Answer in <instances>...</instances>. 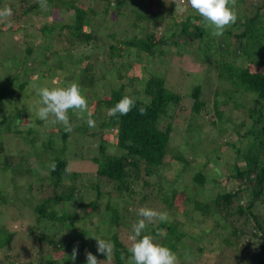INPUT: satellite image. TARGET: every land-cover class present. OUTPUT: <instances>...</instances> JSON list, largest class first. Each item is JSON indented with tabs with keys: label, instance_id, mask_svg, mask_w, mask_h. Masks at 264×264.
Segmentation results:
<instances>
[{
	"label": "trees",
	"instance_id": "16d2710c",
	"mask_svg": "<svg viewBox=\"0 0 264 264\" xmlns=\"http://www.w3.org/2000/svg\"><path fill=\"white\" fill-rule=\"evenodd\" d=\"M120 1L92 0V5L88 6L80 0H65L60 6H54V4L53 10L50 11L56 15V23L61 28L58 36L61 39L66 38L68 43L65 56H59V59L66 60L65 66L67 65V69L73 70L76 78L75 83L79 85L80 89H96V84L100 79L103 81L108 78L109 83L114 84L108 96L93 97L95 99L93 119H96V127L92 128V132H90L85 123L86 120H84V125L81 126L80 131L76 132L82 136L85 135L84 138L88 136L87 152L92 154L91 156L82 154L80 159L88 158L94 161L98 167L97 177L106 178L113 185V190L104 192L102 184L94 182L87 192H90V195L95 194V196L88 202L83 200L82 196L78 198V189L76 187L71 189L70 186L64 184L68 179L73 181V177H77L78 174L73 173L74 176L72 177V172H65L66 166L71 168L70 161L61 156L55 157L51 163L53 161L56 163V170L50 169L49 177H47L52 181L51 185L55 188L53 196H49L47 199L39 197L36 199L38 201L36 204L32 202L33 197H36L32 193H30V198L25 199V201L19 199L18 203L12 197L10 199L1 197L0 207L2 204L8 206L11 200L14 208L26 206L32 208L36 224L28 232L33 241L30 248L26 244L27 242L25 244L22 242L24 247L21 245L16 248L14 240L18 234L10 230L8 226L10 224H0V264H34L33 260L23 262L22 259L26 253H33L35 243L39 245L35 251L39 257L36 264H56L55 258L52 256L45 257L43 251L44 246L51 242V235L61 233L59 230L63 229L67 223L78 219L93 222L94 217L100 216L90 215L86 209L91 208L96 211L104 201V213H101H103V217L108 219L107 225L109 226L105 232H103L102 227L98 228L95 236L113 244V259L110 264H125L120 256L122 252L125 258L129 255L127 247L132 243L129 239L132 234V225H128V223L130 217L133 218L129 214L133 213L130 210L132 206H136V201L138 200L146 208H151L155 202L159 201L164 202L172 209H177L173 202L174 196H168V193H166L167 195L163 194L164 185L159 184V182L153 184L151 180L155 176L161 177L160 172L168 166L167 157L172 152L171 138L176 120L174 116L168 114V108L171 105L180 107L183 101L182 94L170 88L158 60L167 56L166 50L171 52L173 47L174 49L178 47L184 52L188 50L187 48H193L190 59L184 57L186 54L181 52L180 58L176 59L182 72L200 73L206 69L210 73L216 74V82L208 80L207 87L199 85L193 89L191 94L194 100L192 113L197 116L202 113H206L210 117L213 114L217 115L218 119L213 118L209 124L220 129L219 125L224 122L223 111L219 109V98H221L224 100L223 104H232L230 108L232 113L235 110L243 111L247 113L252 122L251 128L244 135V137L251 138L245 152L241 148L240 138L235 142L227 143L236 151L237 156L244 160L245 165H234V174L228 177V186L223 188L214 199L205 203L196 199L194 203V210H197L201 219H213V226L216 227L214 232L224 229L222 230L224 233L222 241L225 248L217 254L219 260L214 264H264V20L260 19L261 12L264 11V0H247V3L250 2V6L247 4V10L245 7V13L240 16L241 22L237 19L235 24L230 25L221 37H214L210 34V30L204 27L203 19L187 6V0H184V6L187 10L183 12V17L181 16L182 13L175 12V0H166V10L163 8V0H137V9H132L135 16L132 22L133 32L123 38L119 37L117 33L104 37L94 30H86L88 27L87 17L95 11L93 4L100 5L103 2L112 4L115 2L113 9L116 12V21L119 20V15L127 18L128 14L124 13V8L127 6ZM243 4H245V0ZM6 5L13 9V13L15 8L21 5L22 13L19 15L21 19L29 17L35 10L40 9L38 2L31 3V0H0L1 8ZM252 5L253 8L250 10ZM63 13H72L70 17L72 23H66V19L61 16ZM107 13L106 11H99L96 17L106 22ZM180 17L184 20L181 22L183 24L180 33L166 31V23L171 21L174 25H180ZM139 22L140 24H138ZM58 26L55 25V27ZM1 27L0 34L4 32L5 24L3 23ZM50 28L54 30L53 27ZM240 30L242 33L239 32ZM66 32L68 35L65 34ZM178 34L185 37L183 44L178 40ZM26 43L25 60L18 67L22 72L28 73L29 69L26 68L34 52L32 44ZM75 48H77L75 50L77 52L85 51L79 59L75 58L72 53L74 52L72 49ZM130 52L132 55L136 54L137 58L131 60ZM175 53L178 54L176 50ZM146 57L148 60L143 59ZM196 57L198 58L195 60ZM49 60L50 54L44 61L49 63ZM115 60H120L122 63L115 62ZM15 64L20 63L15 61ZM134 64L143 65L144 78H129L127 72ZM80 65L83 68H80L79 72L75 71ZM46 66L48 69L42 70L43 75L40 81H43V76L52 72V68L49 65ZM63 68L65 67L63 66ZM63 70L66 71V69ZM2 72L6 76L7 90L14 92L13 98L7 100L11 102V99L15 100L18 91L22 90L20 86L28 85L29 82L27 78L26 81H21L20 74L22 72L19 75H8L6 69ZM96 72H102L103 75L97 77ZM7 77L9 80L14 79V77L18 80L14 79V85L10 87ZM130 82L134 85L143 83L141 95L127 93V84ZM15 85H18L16 90H14ZM208 87H215V90H209ZM2 89H0V93H3L4 96L5 92ZM209 91L214 94L210 95ZM125 95L133 97L137 101L132 111L126 116H108L107 110ZM210 96H214L212 103L209 102ZM19 104H16L13 112H4L5 110L2 112L5 114L13 113V118L6 122L2 132L14 133V135L22 137L26 144L31 143V146L35 148L39 135L36 134L35 128L29 127L28 130L20 128L18 120L26 118L28 110L23 109L26 107L25 105ZM140 107L147 109L146 114L141 115L139 113ZM68 115L71 123L75 118H72L70 110ZM166 118L171 120L164 126L163 123ZM232 121V119H227V122ZM37 122L44 124L40 120ZM57 130L54 129L48 135V142L43 145L45 151L49 147L52 148L56 135H60L64 144L62 148L56 147L62 149L63 152L68 150L70 138L75 137V134L66 133L64 127ZM112 131L116 135L115 147L120 149V153L104 156L107 144L105 134ZM238 131L240 132V130ZM33 134L35 135L33 136ZM211 143H215V140H212ZM3 151L4 149L0 146V152ZM35 152L37 151H33V153ZM25 154L28 157H38L36 154L31 155L26 152ZM192 154L195 155V152H190V156ZM189 157L186 154L176 156L184 164V170L190 164ZM208 163L203 164L202 170L194 176L199 187L206 183L207 179L203 170ZM18 165V168L14 164L7 166L2 161L0 162V171L6 174L10 170L9 180L12 182L14 175L20 177L22 174H26L19 169L21 167L20 161ZM41 165L43 166V164ZM45 183L44 180L42 184ZM33 189L34 186L31 185L30 191ZM112 192L118 195V199L125 201V207H120V203L113 198ZM20 202H22L21 206L19 205ZM72 203L80 207V214L66 211L69 208L68 205ZM141 205L136 207H141ZM19 213H14L15 216L12 217V220L20 224L18 228H24L26 218ZM101 213L99 212V214ZM135 215L139 216L138 214ZM97 225L100 226L99 221ZM208 233H213V230L209 229L204 234L207 235ZM85 235H87V230L82 229L76 232V237L79 239ZM143 235H150L155 243L170 248L178 256L182 254L180 245L185 234L180 232L177 221L171 222L168 219L160 221L157 219L148 224L142 233ZM198 239L194 241L200 243L201 241ZM30 244L31 242H29ZM53 248L58 252L64 251L65 255L68 254L67 252L73 251L74 248L78 249V256H76L75 261L70 256H64L62 264H86V251L95 255L99 261L107 259L106 255L97 251V243L94 244L93 240L89 243L81 240L76 241V239L70 243L60 241L53 243ZM199 249L201 253L206 251V247ZM104 264H108V262H104Z\"/></svg>",
	"mask_w": 264,
	"mask_h": 264
},
{
	"label": "rangeland",
	"instance_id": "374dc122",
	"mask_svg": "<svg viewBox=\"0 0 264 264\" xmlns=\"http://www.w3.org/2000/svg\"><path fill=\"white\" fill-rule=\"evenodd\" d=\"M47 3L49 8L47 10H35L34 13L30 14L29 17L24 19L19 18V15L22 13L21 5L15 8V12L13 13L12 17L9 18L8 21H0V28L5 24V29L0 34V81H1V88L2 91L5 92L4 96L3 93H0V146L4 149V151L0 152V162L3 161L4 164L7 166H12L13 164L19 167V161L21 162V171L26 174H22L20 177H15L12 180L10 179V170L4 174L0 171V201L1 197H5L6 199H10L11 197L15 200V202L21 199L25 201V199L30 198L31 194L36 195L32 199V202L36 204L39 197L41 198H49V196L54 195L55 188L51 185L52 181L49 180V171L51 164V160L55 157H63L70 161L71 164V174L72 177L74 176L73 173H77V177H73V181L66 180L64 184L70 186V188L76 187L78 189L77 197L86 202L90 201L95 194L90 195L87 190L93 185L94 182H98L102 184V188L104 192H109L113 190V185L107 181L106 178H99L97 177V170L98 167L94 164V161L84 158L80 159L81 155L84 156H91V153L87 152L88 148V136L87 138L77 131H80L81 126L84 125V120L87 118V113H84V117L78 118V116L72 111L71 115L72 118H75L71 121L73 130L71 135L75 134L76 137H71L69 141V147L66 152L61 151L64 147V144L60 138V135H56L52 143V148H48L46 151L43 149V145L48 141V135L54 130L61 128L63 126L57 125H46L39 124L37 121L38 119H30L31 113H27V117L23 120H18L20 124V128L22 130H28L29 127L35 128L36 134H38L39 139L35 144V148L31 146V143H27L24 141L22 137H18L11 132H2L5 129L6 122H8L11 118H13V113L5 114L2 113L6 111L13 112L18 105L19 102L21 106H26L23 109H31L35 105V101L38 97L35 95L34 87L31 85H38V86H48L53 87L52 81L55 80V86L58 87H66L70 83L76 82V78L74 76L72 69H67L66 60L59 59V56H65L66 49L68 47V43L66 38L61 39L58 34L60 31V27L57 25L54 13H50L52 6H60L65 0H53L52 2ZM81 2L85 3L86 5H92V0H80ZM125 3L128 7L124 8V13L128 14V17L125 18L122 15H119L118 21H116V12L113 9L115 6V2L112 4L108 2H103L100 5L93 4V13H91L87 18V26L86 30L88 31H95L102 36H107L109 34L117 33L119 37L129 36L133 32L132 22L135 18L132 9H137V0H121ZM120 1V2H121ZM244 0H237L236 6L234 11L236 12L237 19L241 22V17L247 10V0H245V4H243ZM37 2V0H31V3ZM163 8L166 10L167 3L166 0H163ZM250 6V5H249ZM246 7V10H245ZM1 8V6H0ZM253 8V5L250 7V10ZM99 11H106L108 12L105 16V20H99L97 13ZM97 12V13H96ZM72 13H63L61 16L65 18L66 23H72L70 20ZM181 16L183 17L184 14L182 13ZM180 17V25H174L173 22L168 21L166 24V31L174 32L177 31L180 33L182 24L184 20ZM90 19V20H89ZM260 19L264 20V11L261 12ZM136 21V20H135ZM238 22V21H237ZM140 24V22L138 23ZM58 26V27H55ZM12 26V27H10ZM50 27H53L54 30ZM17 31H15V29ZM45 31H43V29ZM132 28V29H131ZM242 33V30L239 31ZM65 34L68 35L66 32ZM178 40L180 43H184L185 37L181 34H178ZM29 42L32 44L33 48V55L32 59L28 62V66L26 69H29L28 73L22 72L19 65L23 64L25 60V49L27 43ZM185 52L182 49L176 47V49L171 48V52L166 50L167 56L163 58H159V63L162 67L163 74L168 81L170 88L183 96V101L181 106L178 107L176 105H171L168 110L171 116H174L175 123L172 131V138H171V154L167 157V164L163 170H161L160 175L161 177H153L152 183L163 184L165 190L163 194L168 196H174V206L177 209H172L168 207L164 202H155L150 209L157 210L159 212H166L168 216V220L177 221L179 222L180 232L185 234V238L181 241V255L178 256L179 264H214L216 263L219 258L217 254L223 251L224 242L222 241L223 232L222 230L216 231V227L213 226V219H201L197 210H194V203L195 200H199L201 202H209L216 197V195L222 191L223 188L227 187L229 184L228 177L234 174V165L238 164L240 166L245 165V162L242 158H239L236 154V151L232 149L231 146H228V142H235L238 138L241 139V148L243 152H245V148L248 146V142L251 141L250 137H244L247 131L251 128V120L249 119L247 113L243 111H234L230 109L232 104H223L224 100L219 98L220 105L219 109L223 111V120L224 122L221 123L220 129L219 127H213L209 124V121H212L214 118L215 120L218 119L217 115H207L206 113H202L201 115L197 116L196 114L192 113L191 109L194 105V100L191 97L192 91L196 86L205 85L207 81H217L216 74L210 73L208 70L203 69L200 73H185L180 70V65L176 62V59L180 58V52L182 54H186L184 57L190 59L192 57V47L187 48ZM77 48L72 49L74 57L79 59L85 51L80 50L79 52L75 51ZM175 50L178 54L175 53ZM50 54L49 63H45V59ZM76 55V56H75ZM131 55L130 59L134 60L136 54L130 52ZM185 58V59H186ZM198 57L195 58V60ZM148 60V57L143 58ZM184 59V61H185ZM15 61L19 62L20 64H15ZM115 62H121L120 60ZM124 62V61H123ZM65 68H63V66ZM158 64V63H157ZM49 65L52 68L51 74H47V76H43V81L41 80L42 70H47ZM192 65V64H191ZM143 65L142 64H134L133 67L127 72L129 74V78H136L142 77L143 75ZM7 67V68H5ZM149 67V66H148ZM190 67V66H189ZM80 68H83L80 65L79 68H76L75 71L79 72ZM7 71L8 75L13 74H20V79L22 82L28 80V85L20 86L22 90H19L17 96L14 99H11V102L7 100L9 98H13L14 92L12 90H7L6 85V76L3 75L2 71ZM63 69H66L63 70ZM120 69L122 70V66L120 65ZM99 70V68H97ZM106 71V70H104ZM190 71V70H189ZM54 72V73H53ZM41 73V75H40ZM97 77L103 75L102 72H96ZM163 76V77H164ZM8 79V85L10 87L14 85V79L18 78H11ZM98 84H96V89H80L82 94L86 97L89 108L92 112H94V98L95 96H108L110 89L114 87V84L109 83L110 81L107 80H98ZM18 85H15V89ZM209 90H215L212 87H208ZM127 93L129 94H139L143 92V83L140 85H134V83L127 84ZM209 94H214L213 92L209 91ZM214 97V96H213ZM213 97H209V102H213ZM20 107V106H18ZM228 108V109H227ZM177 114V115H176ZM227 119H232V122H227ZM96 120V119H94ZM170 118H166L163 125L165 126ZM226 120V121H225ZM30 122V123H29ZM35 125V126H33ZM12 127V125H11ZM15 128V127H13ZM92 128H89L90 132ZM240 130V132L238 131ZM58 131V130H57ZM57 133V132H56ZM55 133V134H56ZM35 134H33L34 136ZM70 135V136H71ZM90 135V134H89ZM32 136V137H33ZM107 139L106 144V151L104 156H113L115 154L120 153V149H116L115 147V138L114 132H108L105 134ZM45 140V141H44ZM215 140V143H211V141ZM85 144V145H84ZM59 148H57V147ZM240 146V145H239ZM56 147V150L54 149ZM37 151L33 153V151ZM195 152V155L192 154L190 156V152ZM26 153L31 155H37V158H33L34 156H27ZM186 154L190 159V164L186 166L185 170L184 164L180 162L176 158V156ZM77 155V156H76ZM103 156V155H102ZM103 156V157H104ZM208 165L204 168L203 173L206 176V183L204 186L199 187L197 182L194 180V176L196 173L202 170L203 164ZM43 164V166L41 165ZM4 175V176H2ZM180 176V177H178ZM179 179V180H178ZM45 180V184L42 182ZM76 181V182H74ZM33 185V191H30V186ZM43 185V186H42ZM93 192V191H92ZM113 198L120 203V207H125V201L118 199V195L114 192ZM167 196V197H168ZM166 198V197H165ZM106 199V197H105ZM81 200V199H79ZM13 201H9V205L6 206L2 204L0 207V224H10L8 225L12 232H16L18 235L15 237L14 243L16 244V248H19L23 244L28 245V247H32L33 241L28 235L29 229L32 228L35 224V215L32 208H24L20 207H13L14 205L11 204ZM82 202V201H81ZM136 206L141 205L140 202L136 201ZM22 202L19 203L21 206ZM17 205V204H16ZM18 206V205H17ZM69 206V210L66 211L74 212L80 214L81 209L77 207L75 203H72ZM134 207L132 206L130 213L133 218L130 217V222L128 225H132L133 223L137 222L141 217L136 216L138 211L141 207ZM105 207V201L103 204L99 206V208L95 211L91 208H87V212H90V215H99L100 217H94L93 222L86 221L84 219H78L77 221L67 223L63 229L59 230L61 233H53L51 235V242L44 246V254L45 257H54L56 260V264H62L63 257L72 256L73 251L67 252L68 254L65 255L64 251L58 252L53 248V243L64 241L66 243H70L76 239V241H85L89 243L90 241H94V244L97 241L93 238L96 234V230L100 227L103 228V232L106 231L107 221L106 217H103V210ZM146 208V207H145ZM149 208V207H148ZM122 209V208H121ZM19 210V211H18ZM19 214L25 216L26 218V225L24 228H18L20 226L19 223L12 220V217L15 214ZM99 212H103L99 214ZM15 213V214H14ZM25 213V214H23ZM85 213V209H84ZM99 221L100 226L98 227L97 222ZM30 226V227H29ZM212 227V228H211ZM87 230V235L77 238L76 232L80 230ZM211 229L213 233H207V231ZM96 237V236H95ZM199 238L200 243H196L194 240ZM203 240V241H202ZM29 242L31 244L29 245ZM34 251L32 254L26 253L22 259L23 262H29L30 260L34 261L36 264L37 259L39 257L36 255V250L38 248V244H34ZM23 246V245H22ZM24 247V246H23ZM27 247V246H26ZM206 247V251L201 253L199 248ZM3 256V254H2ZM78 256V255H77ZM31 261V262H33Z\"/></svg>",
	"mask_w": 264,
	"mask_h": 264
},
{
	"label": "clouds",
	"instance_id": "9594fccd",
	"mask_svg": "<svg viewBox=\"0 0 264 264\" xmlns=\"http://www.w3.org/2000/svg\"><path fill=\"white\" fill-rule=\"evenodd\" d=\"M40 9L47 10L49 5L47 0H37ZM237 0H187L189 6L204 21V27L210 30L214 37L223 36L225 30L237 20L234 8ZM175 12L183 13L187 9L184 6V0H175ZM13 15V9L10 6L0 8V21H8ZM53 87L31 85L35 89V95L38 99L35 105L28 110L31 113L30 119H38L46 125H63L66 133L73 130L69 119V110H72L78 118H83L87 113L85 121L89 128L96 127V121L93 119V112L90 110L86 97L82 94L77 83H70L66 87L55 86V80L52 81ZM136 99L130 96H123L119 102L107 110L110 117H119L128 115L136 106ZM141 115L146 114L147 109L140 107L138 109ZM35 126V125H33ZM49 167L52 171L56 170V163L53 161ZM65 172L70 173V166L65 167ZM141 217L132 224L129 239L131 245L127 247L128 257L125 258L121 253L120 259L125 264H179L178 257L170 248L157 244L150 235L142 233L148 227V224L160 221H166L168 216L166 212H159L154 209L141 207L138 212ZM142 237V238H141ZM97 241V251L106 255L105 261H99L95 255L86 251V264H104L113 259L114 246L111 242L99 237H93ZM78 249L74 248L71 259L75 261Z\"/></svg>",
	"mask_w": 264,
	"mask_h": 264
}]
</instances>
